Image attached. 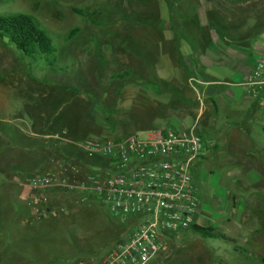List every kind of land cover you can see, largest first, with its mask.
Listing matches in <instances>:
<instances>
[{
    "label": "rangeland",
    "instance_id": "rangeland-1",
    "mask_svg": "<svg viewBox=\"0 0 264 264\" xmlns=\"http://www.w3.org/2000/svg\"><path fill=\"white\" fill-rule=\"evenodd\" d=\"M217 1L0 0V15L33 16L57 44V61L50 66L48 60L35 61L20 54L0 37V173H30L39 171L43 162L49 163L51 149L47 144L33 147L30 139L53 146L59 140L52 136L65 131L64 126H73V134L88 128L78 134L84 135L80 141L98 135L90 127L104 117L91 110L97 104L113 105L119 98L132 101L134 87L148 84L151 78L156 81L166 68L165 56L180 66L181 44L201 48L214 41L241 43L248 38L264 43L259 34L264 31V18L251 25L244 12H238L242 6L236 4L238 0H223L227 8L220 11L213 8ZM73 29L79 31L68 40ZM166 31L174 34L172 41ZM231 67L223 69L229 83L221 88L233 95V103L227 106L219 101L215 106L203 95L202 114L195 107L190 112L192 123L198 124L209 146L208 155L193 165L202 205L199 226L222 238H203L193 229L186 230L170 242L162 264H264V177H251L252 166L261 170L264 162L260 155H264V119L257 100L243 87L238 70ZM179 80L182 90L170 92L176 100L184 101L181 94L192 86L202 95L199 83L191 86ZM158 82L154 83L158 89L168 88ZM155 115L128 121L136 126V135L145 136L140 128L162 119ZM166 125L181 128L184 124ZM248 153L257 155L258 161L251 162ZM82 158L86 172L99 171L98 161L105 163L99 155L90 157L92 160ZM63 200L66 223L42 224L39 229L51 230V234L36 238L39 248L42 244L41 249L50 254H29L31 247L15 244L9 235H3L0 264H67L97 257L127 234L128 223L111 215L98 199L82 203L67 195ZM66 245L70 248L65 249Z\"/></svg>",
    "mask_w": 264,
    "mask_h": 264
},
{
    "label": "built area",
    "instance_id": "built-area-1",
    "mask_svg": "<svg viewBox=\"0 0 264 264\" xmlns=\"http://www.w3.org/2000/svg\"><path fill=\"white\" fill-rule=\"evenodd\" d=\"M243 87L257 100L264 119V56L256 60ZM67 135L63 131L52 137L71 142ZM77 145L90 156L103 157L109 167L71 178L66 175L73 169V162L62 159L63 176L43 172L29 177L28 186L35 191L61 188L82 203L98 199L129 228L106 254L67 264H162L176 235L199 225L202 205L193 165L208 155L209 146L198 124L181 128L164 124L144 137L91 136ZM30 205L36 221L50 213L40 196H34Z\"/></svg>",
    "mask_w": 264,
    "mask_h": 264
},
{
    "label": "crops",
    "instance_id": "crops-1",
    "mask_svg": "<svg viewBox=\"0 0 264 264\" xmlns=\"http://www.w3.org/2000/svg\"><path fill=\"white\" fill-rule=\"evenodd\" d=\"M236 4L242 5L240 6L241 8H236L239 9L238 12H244L243 16L245 19L250 20L251 25L264 18V0H244V3L238 0ZM213 8H218L220 11L226 10L227 7L223 0H218L213 3ZM233 8H235V6L231 4V9ZM241 31L246 32L245 30ZM154 33L155 35L158 34L157 31H154ZM168 33L172 35L169 39L172 41L174 34L172 32H167V34ZM259 34H261V38L264 40V31ZM243 40L245 41L241 40V43H230L227 41L229 43L226 44L214 41L201 48L193 44H181L180 50H178L179 61L181 62L180 66H177V63L173 61L171 56H165L167 59L164 66L166 68L161 71L160 76L157 78V80H160L158 83H165L168 88L166 90L162 87L158 89L154 84L157 80L155 81L154 78H151L148 84L132 89V95L134 97L132 101L119 98L113 105L101 104L103 106L100 107V105L97 104L91 112H100L104 119L102 118V121L96 120L95 127H90L96 129L99 133L98 135L91 136L127 137L135 134L136 126H133L128 120H139L143 115L148 113L152 114L153 112L156 114V117H161L162 119L154 121L151 125L141 127V130H145V136L152 129L166 123L176 124L179 122L180 125H182V123L184 124L182 127L191 126L193 123L190 112L194 113L192 110L197 108L196 111L202 114V104L204 105V103H201V98L203 95L207 96L215 106L219 104V101L230 106L233 103V95L221 88V85L229 83V78L224 73L223 69L235 64V67L232 66L231 68L238 70L243 84L249 72L254 67L256 60L260 56H264V43L251 42L249 38ZM179 79L185 80L187 85L191 84V86L192 83L194 84L196 81L201 82L202 85H200V87L201 91L203 90L202 95L198 92V89L192 86L193 88L191 87L189 92L181 94L184 101L176 100L170 92L173 90H182L178 85ZM170 84H172V87L169 86ZM178 105H182L180 109H178L180 107ZM91 106H93V104ZM200 106L202 108H199ZM94 119L95 118L92 117V121H95ZM159 123L162 124L160 125ZM72 127L73 126H64V129H66L65 131L69 133L68 136L71 142L66 140L59 141L57 144L51 146V142L49 144L47 141L37 142L33 139L28 141V143H32L30 145L33 147L46 146L47 144L52 151L49 163L43 162L39 171L26 172L23 174L9 173L4 176L0 173V236L9 235L11 242L28 245L32 248V250L30 248L31 251L28 250L29 254H50L47 249H41L42 244H40L39 248L36 238L42 237V239H45L44 237L51 234V230H41L39 227H42V224L49 225L53 222L66 223L67 220L63 218L62 215V213L65 212L62 205L63 203L66 204L63 200V196H67L68 194L61 188H48L40 191L32 190L27 184L28 178L43 172H54L63 176V169L60 167V161H62V159L73 162V169L68 170L67 177L82 178L89 172H86V167H84L85 162L82 157L85 155L86 158L90 159L92 156L86 152L88 156L85 151L77 145V142L80 141L79 138H83L84 136L78 134L88 128L81 127L77 130L78 133L73 134L76 130ZM24 142L26 143V139H24ZM6 146L10 147L9 144ZM56 148H58L59 151L56 150ZM56 151H58V153ZM60 154L64 157L60 158ZM248 155L251 162L254 163V158L256 159L257 155L253 153H248ZM260 155L264 156L263 154ZM54 160L55 162H53ZM104 162L105 163L98 161L100 168L105 169L109 167L108 161L104 160ZM254 166L251 168V177L255 179H257V177H264V175L261 174L264 172V162L262 163L261 170H258L257 167ZM36 195L40 196L43 204L50 209V213L41 221L35 220V215L30 205L32 198ZM36 222L40 224L36 226ZM65 247V249L70 248V245H66ZM38 248L40 250H38Z\"/></svg>",
    "mask_w": 264,
    "mask_h": 264
},
{
    "label": "trees",
    "instance_id": "trees-1",
    "mask_svg": "<svg viewBox=\"0 0 264 264\" xmlns=\"http://www.w3.org/2000/svg\"><path fill=\"white\" fill-rule=\"evenodd\" d=\"M78 31L79 29L71 30L67 39L71 40ZM0 37L7 40L20 54L35 61L48 60L50 66H54L57 61L56 42L33 16L24 13L0 15ZM192 229L203 238H222L220 234L199 225H194Z\"/></svg>",
    "mask_w": 264,
    "mask_h": 264
}]
</instances>
